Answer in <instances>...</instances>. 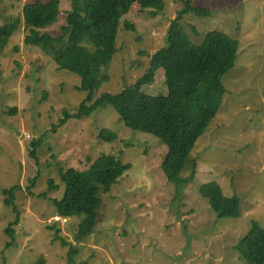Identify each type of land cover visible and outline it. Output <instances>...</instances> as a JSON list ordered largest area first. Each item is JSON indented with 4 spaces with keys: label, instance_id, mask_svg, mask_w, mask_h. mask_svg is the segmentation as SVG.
Here are the masks:
<instances>
[{
    "label": "rangeland",
    "instance_id": "obj_1",
    "mask_svg": "<svg viewBox=\"0 0 264 264\" xmlns=\"http://www.w3.org/2000/svg\"><path fill=\"white\" fill-rule=\"evenodd\" d=\"M34 1L0 0V26L16 25L0 45V264H36L41 257L44 264H247L234 247L252 221L264 226V0H194L210 16L184 17L196 43L221 31L239 44L235 65L223 78L220 111L182 174L189 178L195 164V179L182 188L163 170L169 153L163 140L128 128L112 106L60 125L66 113H79L88 93L79 90V75L24 43L23 7ZM60 1L61 13L48 29L53 35L67 23L74 2ZM164 1L163 13L141 11L136 2L122 17L111 77L95 99L120 93L148 72L185 0ZM125 22L135 30H126ZM142 92L168 94L165 70ZM103 130L118 138L107 143ZM34 143L40 145L38 162L31 158ZM110 155L131 170L103 196L94 233L79 241L84 216L53 221L60 215L53 201L65 196L74 170L86 171ZM206 185L238 198L241 214L216 215L201 193ZM13 188L10 206L4 192Z\"/></svg>",
    "mask_w": 264,
    "mask_h": 264
},
{
    "label": "trees",
    "instance_id": "obj_2",
    "mask_svg": "<svg viewBox=\"0 0 264 264\" xmlns=\"http://www.w3.org/2000/svg\"><path fill=\"white\" fill-rule=\"evenodd\" d=\"M141 11L163 13L164 0H74L67 11V23L57 35L48 32L61 13L60 0H36L23 7L24 43L37 46L50 56L60 70L81 77V92L88 93L78 114L66 113L60 121L65 126L70 119L90 117L100 109L112 106L119 119L130 129L151 134L163 140L169 148L163 170L170 183L185 187L196 176V165L189 178H182L197 141L208 130L223 103L226 88L224 76L234 67L239 42L221 31H209L204 41L196 43L187 35L183 20L186 15L210 16V10L194 6L185 0L184 7L172 21L167 45L151 57L148 72L118 94L105 93L95 99L97 91L110 80V69L117 53V39L122 17L134 3ZM126 30L135 25L125 22ZM16 31L13 22L0 26V45ZM164 69L168 94L151 96L142 87L155 82L156 72ZM100 137L113 143L116 133L103 130ZM39 143L32 144L31 158L37 160ZM131 170L115 156H103L88 170H74L67 180L65 196L55 200L60 215H83L78 240L94 233L104 207L103 196ZM51 189H57L49 182ZM17 188L6 190L7 205H14ZM201 193L219 217L241 214L238 198H227L214 185H206ZM44 196V195H43ZM18 218L16 223L18 222ZM10 224L7 232L13 230ZM59 229H57V234ZM12 238L13 235L11 234ZM9 245V244H8ZM247 264H264V226L252 221L249 230L234 247ZM36 264H44L41 257Z\"/></svg>",
    "mask_w": 264,
    "mask_h": 264
},
{
    "label": "built area",
    "instance_id": "obj_3",
    "mask_svg": "<svg viewBox=\"0 0 264 264\" xmlns=\"http://www.w3.org/2000/svg\"><path fill=\"white\" fill-rule=\"evenodd\" d=\"M51 220L65 222L67 221V217L63 215H55Z\"/></svg>",
    "mask_w": 264,
    "mask_h": 264
}]
</instances>
